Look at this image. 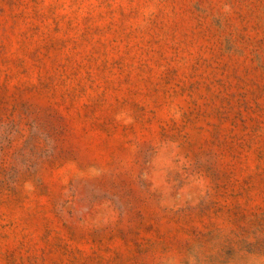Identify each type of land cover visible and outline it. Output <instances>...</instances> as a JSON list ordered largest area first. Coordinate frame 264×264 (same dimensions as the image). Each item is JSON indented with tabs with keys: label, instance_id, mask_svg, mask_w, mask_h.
I'll return each mask as SVG.
<instances>
[{
	"label": "rangeland",
	"instance_id": "1",
	"mask_svg": "<svg viewBox=\"0 0 264 264\" xmlns=\"http://www.w3.org/2000/svg\"><path fill=\"white\" fill-rule=\"evenodd\" d=\"M0 264H264V0H0Z\"/></svg>",
	"mask_w": 264,
	"mask_h": 264
}]
</instances>
